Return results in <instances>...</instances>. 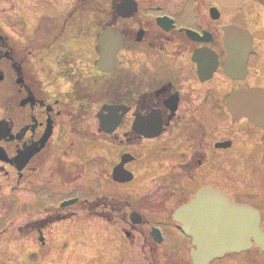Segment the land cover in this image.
<instances>
[{"label":"flooded vegetation","instance_id":"flooded-vegetation-1","mask_svg":"<svg viewBox=\"0 0 264 264\" xmlns=\"http://www.w3.org/2000/svg\"><path fill=\"white\" fill-rule=\"evenodd\" d=\"M133 1L137 2L138 8L130 17L116 13L118 6L120 9L134 7ZM193 1L195 3L189 7ZM36 2L37 0H0V5L17 7L20 4L27 7L35 5ZM97 4L98 0H73L69 3V11L62 14L60 20L41 22L27 35L18 29L8 27L6 29L10 32L5 31L0 21V67L5 74L4 81L9 80L10 74L15 75L12 77L15 83L13 88L15 95H12L15 98L11 96L6 98V104L0 109V119H8L14 134L21 135L13 141L8 139L0 141V147H5L8 154L13 157L20 148L38 141L44 135L50 119L54 131L61 118H65L69 120L70 128L75 134L84 132L82 120H86L88 116L92 117L91 109L73 110L75 103L72 104L69 97L60 98L58 94L61 92H54L57 90L54 86H58L59 81L64 80L70 85L69 91L84 89V81L90 76L83 75L82 78L76 72L80 71L77 63L88 57L94 59L91 52L97 59L100 53L99 35L104 29L115 26L124 37L123 48L118 54L119 66L112 74H102L101 78L112 85L116 84V90H111L112 87L107 85L106 97L100 105L101 108L103 105L121 106L119 113L125 110L127 112L119 120V126L114 132L118 134L122 130L125 142L123 139L113 138V135L111 137L121 146V153L125 145L128 149L131 148L133 153H125L132 154L136 160L140 156V149L137 150V147L148 140L144 138L143 133L137 131L141 129L138 119L146 118L144 127L148 130H154L157 123L161 122L162 126L159 125L158 128L161 130L160 134L149 140H162L176 135L190 139V162L186 164L185 169L194 172V175H190L191 179L194 178L200 165L202 164V167L208 161L207 150L210 147L215 149L216 140L220 144L232 142L233 145L231 138L212 139L211 134L205 132L203 122L196 116L199 106L209 95L216 99L217 94L218 101L227 111L225 104L228 94L222 103L219 91L220 77L223 75L227 85L235 86L230 92L242 88L264 89V0H99ZM93 5L101 6L96 8L103 10L102 20L90 18L88 20L90 26L83 28V35L78 36L76 31H73L78 23L74 19L75 12L77 9L95 8ZM202 9L204 13L200 14ZM195 10L198 12L197 16L194 15ZM183 15L189 16L191 21L182 20ZM232 26L248 30L253 38L252 51L249 52L248 58V73L243 79L232 78L225 73L226 59L230 52L225 38ZM241 41L245 42V38H241ZM36 55L40 62L34 64ZM38 64H46L48 73L45 74H49V79L50 75L54 74L49 83L36 74L35 67L37 70L40 69ZM210 68H215V71L212 78L205 81L203 78L206 72L209 73ZM19 73L23 74L22 84H18ZM111 91H116V99ZM172 105H177V108L174 110ZM184 105L187 107L184 108ZM77 112L78 114L84 112L85 116L79 117ZM16 114L21 115L17 117ZM227 114L230 115L229 112ZM230 118L235 123L248 122L253 125L245 118L234 120L231 115ZM253 126L264 133L261 127ZM51 140L30 160L21 174L13 165H5L14 171L20 186L22 184L29 186L35 178L42 182L46 180L44 177L49 181L59 180L63 185L75 184L82 179L85 165L80 163L81 167L77 168L79 162H68L65 159L67 151L57 152L53 148L55 152H48ZM45 169H50L51 174L45 173ZM205 185L187 188L173 177H158L152 180L151 189L143 198L134 204L128 201L115 202L113 210L119 212L125 226L129 221L126 222L128 216L126 212L132 211L133 205H137L141 212L133 210L132 213L134 211L142 213L143 224L138 226L128 224L132 229L130 240L138 242L139 238L142 239L152 254L153 264H158L157 252L164 255V264H192L191 239L185 238L175 250L164 248L166 231L158 224L165 239L161 244L154 242L153 227L150 226L152 222L147 214L162 217L159 222L174 224L178 229L179 224L173 218L174 209L192 201L198 188ZM32 197L23 202L16 201L14 208L22 209L32 204L36 206L39 199ZM52 204L50 207L40 209L36 206L33 210L36 212L30 215L26 214L28 211H22L20 217L24 218V221L22 225L16 227L20 234L25 235L20 240L32 241L42 251L46 248L49 252L48 233L51 226L77 215L70 207L62 209L60 201ZM89 211L86 208V212ZM11 215H13L11 212H6L0 217L2 220L0 237L7 234L9 223L17 216ZM154 244L160 250H157ZM258 262L264 264V250L255 245L248 251L226 254L211 264Z\"/></svg>","mask_w":264,"mask_h":264},{"label":"rangeland","instance_id":"rangeland-1","mask_svg":"<svg viewBox=\"0 0 264 264\" xmlns=\"http://www.w3.org/2000/svg\"><path fill=\"white\" fill-rule=\"evenodd\" d=\"M72 1L37 0L33 6L25 7L19 4L14 8L4 4L0 5V17L3 25L10 29H18L27 35L33 29L34 22L44 14L51 15V17L59 16L61 19L60 15L69 11V3ZM194 3L195 1L191 2L189 7ZM93 6L95 8L101 7ZM95 8L77 9L74 19L78 23H76L75 30H73L76 31L77 35H83V28L86 29L90 26L88 20L92 15H88V13H91V10L94 12L97 9ZM169 13L171 12L169 11ZM199 13H204V9ZM197 14L198 12L195 10L194 15L197 16ZM181 19L191 21L187 15L181 16ZM92 26H94V23H92ZM4 29L10 32L6 28ZM91 56L94 59L88 57L77 63L80 71L77 70L76 72L84 75V77L95 74L97 70L96 56L92 52ZM35 59L34 64L40 62L37 55ZM132 60H134V57ZM38 66L40 69L37 70L35 67L36 74L46 83H49L50 79L54 78V74L50 75L49 79V74H45V72L48 73L46 64H38ZM12 77H15V75L10 74L7 82H0V109L6 104V98L13 97L15 83ZM223 77L222 75L219 79L222 103L225 95L229 94L230 89L235 87L230 84L227 85ZM66 82L61 80L58 86H54L57 88L54 92H61L58 94L60 98H63V94L70 87ZM217 97V94L216 99L214 96L209 95L208 99L199 106L196 116L206 126L212 139L231 138L233 145L226 149L210 147L207 150L208 161L198 170L197 176L192 179L186 177L184 185L187 188H194L203 184L216 185L223 190L225 189L232 198H237L258 207L262 211L264 220V133L248 122H233ZM185 107L187 106L184 105ZM99 109L100 106L97 103L93 105V119L89 120L86 126L87 133H90L92 138L96 140L78 137L71 130L67 119L61 118L55 128L53 141L51 140L48 144V152H55L53 148L57 152L67 151L65 159L68 162L77 161L85 165L82 179L75 184L63 185L59 180L49 181L43 176L46 179L43 182L35 178L32 183H29V186L28 184L20 186L14 171L0 163V215L11 212L13 215H17L15 216L17 218L22 216L23 210L28 211L26 214L30 215V213L36 212L33 211L36 206L39 209L47 208L63 198H77L80 200L77 204L70 206V209L80 214L79 220L77 218L63 220L55 223L49 229L51 234L48 233V247H50V244L52 246L50 252H47L46 248L42 251L32 241L19 240L8 243L6 240L21 239L22 236H25L24 234L2 235L0 238V264L154 263V260L152 262V254L148 251V247H145L144 242L139 238L138 242L132 241L131 243L124 229H130L128 225L129 214L133 210L141 212L138 210L137 205H133L132 211L126 212L128 215H126V222L128 221V224L126 223L124 226L119 212H114L113 208L115 209V207L112 202L119 200L134 204L143 198L150 191L152 180L169 172L171 167L181 166L189 160L191 140L182 135L170 136L155 141L146 140L141 146L137 147V150L140 149V156L127 165L129 171L134 174V179L125 183L116 182L110 176L111 168L119 161L122 148L118 144L107 141H112L115 138L117 140L123 139L125 142V137L122 130L118 134H113V138H108L105 134L100 133L97 118ZM186 112H184L185 115ZM19 115L21 114H16L17 117ZM131 150L125 145L122 153L131 152ZM113 162L116 163L112 166ZM45 173L50 175L51 170L45 169ZM40 180H42L41 177ZM8 192L15 193L17 198L10 196V194L7 195ZM32 196L39 199L36 206L32 204V206L29 205L22 209L13 208L15 199L18 202H23L25 199L30 200L33 198ZM105 197L107 199L104 202ZM82 208H87L91 211V214L82 211ZM147 216L150 222L159 224L165 229L166 240L163 247L174 250L179 248L185 239L182 232L174 224L159 222L162 217L150 214H147ZM87 218L89 220H84ZM23 221L24 218L12 221L8 225L9 229L22 225ZM153 246L157 247L155 244ZM43 255L45 256L43 257L44 262H42ZM157 260L158 264H164V255L161 252H157Z\"/></svg>","mask_w":264,"mask_h":264},{"label":"water","instance_id":"water-1","mask_svg":"<svg viewBox=\"0 0 264 264\" xmlns=\"http://www.w3.org/2000/svg\"><path fill=\"white\" fill-rule=\"evenodd\" d=\"M117 9L119 14L124 16H131L135 12V9L131 7L120 9L118 6ZM244 32V30H234L230 33L234 37L229 44L234 48L235 54L227 61V75L234 78H244L247 71L245 58L241 56L246 48L238 40L242 34H246ZM100 43L102 51L98 67L102 71L111 72L116 68L117 53L122 47L120 30L115 27L109 28L101 36ZM208 77L210 76H206L205 79ZM2 79H4V75L0 70V80ZM120 108L119 106L104 108L111 112L106 117L100 115V122L106 132H113L117 128L120 122L118 116ZM172 108L175 110L177 105H172ZM228 109L236 118L249 117L251 121L264 126V90L257 88L249 92L244 89L235 91L229 98ZM126 112L127 110L124 113ZM141 123L145 124L144 121ZM159 125L161 122L157 124L156 132L145 133V135L148 138L158 135L160 133ZM7 131L4 120L0 123V139L5 137ZM47 138L46 135L42 140L43 143ZM36 151L38 150L19 154L15 158L18 167L22 169V166ZM0 158L6 160L4 150H0ZM130 160L129 155L122 157L121 163L114 169L116 181L127 182L133 179L132 173L125 169V164ZM194 199L190 205L183 209L180 208L175 213L176 219L184 224V231L193 236V243L197 246V249L192 252L194 264H209L213 259L222 257L228 252L246 250V248L252 247V239L264 247V231L260 226L261 213L255 207L232 202L218 188H202ZM69 203H73V201ZM132 218L135 223L141 222L137 214H133Z\"/></svg>","mask_w":264,"mask_h":264},{"label":"trees","instance_id":"trees-1","mask_svg":"<svg viewBox=\"0 0 264 264\" xmlns=\"http://www.w3.org/2000/svg\"><path fill=\"white\" fill-rule=\"evenodd\" d=\"M100 12H101V10L100 11L95 10L93 13H98L99 14ZM97 85H99V83ZM110 86L112 87L111 90H113V89L116 90V84L115 85L111 84ZM98 90L99 91L101 90L100 86H99ZM111 92H113L114 99H116V96H117L116 91H111ZM100 96L102 97V95H100Z\"/></svg>","mask_w":264,"mask_h":264}]
</instances>
